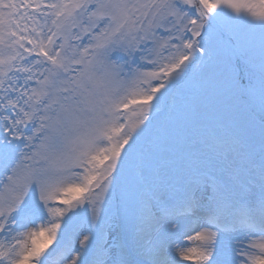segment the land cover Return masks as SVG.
Returning a JSON list of instances; mask_svg holds the SVG:
<instances>
[{
  "label": "snow or ice",
  "instance_id": "1",
  "mask_svg": "<svg viewBox=\"0 0 264 264\" xmlns=\"http://www.w3.org/2000/svg\"><path fill=\"white\" fill-rule=\"evenodd\" d=\"M0 264H264V0H0Z\"/></svg>",
  "mask_w": 264,
  "mask_h": 264
},
{
  "label": "rangeland",
  "instance_id": "2",
  "mask_svg": "<svg viewBox=\"0 0 264 264\" xmlns=\"http://www.w3.org/2000/svg\"><path fill=\"white\" fill-rule=\"evenodd\" d=\"M86 227V226H85Z\"/></svg>",
  "mask_w": 264,
  "mask_h": 264
}]
</instances>
